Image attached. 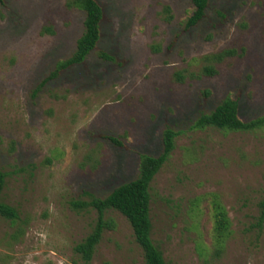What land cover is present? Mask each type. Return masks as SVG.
Returning a JSON list of instances; mask_svg holds the SVG:
<instances>
[{
  "label": "rangeland",
  "instance_id": "obj_1",
  "mask_svg": "<svg viewBox=\"0 0 264 264\" xmlns=\"http://www.w3.org/2000/svg\"><path fill=\"white\" fill-rule=\"evenodd\" d=\"M97 1V48L46 82L76 50L85 12L67 0L0 2L2 200L19 212L16 221L0 216V264H146L130 221L114 209L91 261L83 260L76 246L98 211L73 202L135 179L141 154L162 153L168 127L179 132L175 148L151 184L152 238L167 264H264V127H195L227 97L243 121L264 116V0H211L189 29L191 0ZM45 26L53 33L42 34ZM230 47L241 55L219 64L217 75L190 76L204 55ZM215 201L230 220L223 242Z\"/></svg>",
  "mask_w": 264,
  "mask_h": 264
},
{
  "label": "trees",
  "instance_id": "obj_2",
  "mask_svg": "<svg viewBox=\"0 0 264 264\" xmlns=\"http://www.w3.org/2000/svg\"><path fill=\"white\" fill-rule=\"evenodd\" d=\"M3 0H0L2 2ZM193 12L186 21V28H192L199 24L207 14L211 0H191ZM69 8H78L85 12L84 31L77 39L76 50L67 59L60 60L56 68L45 80L57 78L62 71L75 65L85 62L87 57L97 48L102 37V22L104 19L103 7L97 0H67ZM162 13L165 19L171 21L174 18L170 5H164ZM42 34L53 33L50 26L42 29ZM156 50H160L159 47ZM100 57L105 60L114 61L115 57L106 51L99 52ZM241 55L237 48L230 47L218 52L204 55L201 59L204 62L199 74L191 73L192 77L215 76L219 73L218 65L227 59ZM177 81H184L185 70H178L174 73ZM208 94L210 92H207ZM196 128L216 127L227 131H252L264 127V116L257 117L249 121H243L239 117L238 102L231 97L225 98L210 113L202 114L195 122ZM179 134L173 128H167L164 132V147L160 155L150 154L140 155V166L137 177L129 182H125L116 187L105 197L91 195L89 201H74L73 208L76 210L92 207L98 211V220L91 234L76 246V251L86 262L91 261L96 246L102 239L104 230L110 227V223L105 220L106 211L114 209L120 211L130 221L136 241L144 250L146 264H167L160 247L152 238V218H151V184L155 176L160 172L165 163L169 160L174 148L175 138ZM108 138L115 144L122 142L114 136ZM7 174L0 169V216L16 221L19 218L17 208L5 203L2 200L3 191L6 187ZM215 232L219 240L223 242L229 233L230 220L225 208L219 201L214 202ZM264 222V201L261 203V214L258 224Z\"/></svg>",
  "mask_w": 264,
  "mask_h": 264
}]
</instances>
